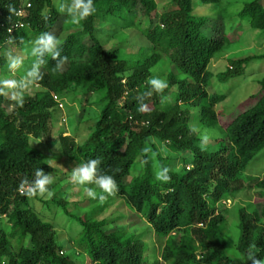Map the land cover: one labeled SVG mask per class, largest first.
<instances>
[{
    "label": "trees",
    "instance_id": "obj_1",
    "mask_svg": "<svg viewBox=\"0 0 264 264\" xmlns=\"http://www.w3.org/2000/svg\"><path fill=\"white\" fill-rule=\"evenodd\" d=\"M224 2L166 0L159 12L155 0H93L96 12L73 24L57 11L53 0H0V70L8 67L4 51L14 44L26 54L19 72L29 69L35 60L32 42L43 32L58 38L61 55L68 58L64 70L53 73L55 61L46 57L43 79L36 84L39 89L24 97L23 107L15 104V110L7 113V97L0 96V216L9 222L0 229V264H83V255L88 264H147L146 244L124 225L112 227L106 219L98 220L101 206L75 216L82 227L78 243L71 253L61 252L56 232L34 209L36 197L18 190L25 177L34 179L37 169L53 173L30 137L52 138L53 108H57L53 96L64 107L62 97L70 93L74 99L99 94L103 106L94 129L80 143L59 130L58 153L77 164L101 160L100 171L114 176L118 184L116 194L153 227L164 264H251L249 249L264 258L263 228L243 207L237 211L239 236L235 247H230L224 206L225 200L249 190L244 171L264 149V75L258 80L259 89L228 113L215 110L224 95L207 90L213 76L209 61L229 51L231 41L238 38L231 34L236 22L246 21L264 31V3L247 0L234 12ZM207 4L217 10L215 15L193 12L196 5ZM10 6L15 13L8 11ZM111 15L123 20L124 27L139 30L149 47L130 59L120 56L122 41L106 47L98 37V26ZM239 30L240 26L237 34ZM252 60L230 58V67L218 78L224 82L242 74ZM128 65L131 73L123 82ZM166 67L171 69L164 77L169 84L164 95L170 102L162 105L160 95L154 94L144 101L148 111H138L137 96L146 91L152 68ZM192 109L198 115H192ZM192 120L201 126L199 131L221 129L215 144L205 151L199 147L200 134L188 125ZM170 152L191 168L173 170L169 166L173 159L165 154ZM161 166L171 170L170 182L155 179ZM254 187L264 217V180H256Z\"/></svg>",
    "mask_w": 264,
    "mask_h": 264
},
{
    "label": "rangeland",
    "instance_id": "obj_2",
    "mask_svg": "<svg viewBox=\"0 0 264 264\" xmlns=\"http://www.w3.org/2000/svg\"><path fill=\"white\" fill-rule=\"evenodd\" d=\"M155 1L157 2V10L161 12L166 5V0ZM225 1L224 5L228 6V11L236 12L241 8L242 3L247 0ZM53 3L55 5L57 0H53ZM216 11L217 10L214 9L211 4L203 6L196 5L193 9V12L197 15L203 14L213 16L216 14ZM112 15L108 18H103L104 20L100 21V25L98 26V37L106 47H111V45L117 44L118 41H122L124 48H121L122 50L119 53L120 56L126 59L136 57V54L141 53L144 48L149 47L148 41L139 30L133 27H124L125 22ZM121 15H125V12H121ZM140 25L141 28L145 26L142 24ZM238 26L241 27L239 34H237ZM116 32H120V34L115 36L114 34ZM231 34L233 37L238 35V38L231 41L229 51H226L221 56L211 58L208 64V69L212 72L213 76L211 85L208 86L207 90L209 93L224 95V99L215 104V110L217 112L221 111L222 113H228L237 104L245 100L251 94H254L255 91L259 89L258 80L264 75V58L262 57V55H264V31L254 29L250 27L246 21H241L236 22ZM4 53L6 57L9 54H15L20 55L24 59L26 56V54L20 51L17 44L12 45L11 48L5 50ZM244 57H252L254 60L244 67L242 74L230 77L224 82L218 78L219 73L224 71L226 67H230V58L241 59ZM127 67L129 69V65ZM128 69L122 74L123 82H125L126 78L131 73V69ZM167 69H171V67H166L164 69L152 68L151 75H158L164 79ZM25 72H19V70L11 72L7 67L3 71L0 70V78L19 80ZM145 87L146 90H148V85ZM38 89L39 87L37 85L32 86L25 91L24 97ZM73 96L74 95L71 93L64 95L62 97L64 107L62 106V108H60L57 105V108H53L54 121H51V123H53L52 138L43 140L41 138L30 137L31 145L41 150L45 156L46 162L54 168L51 174L54 178V182L51 184V191L49 190L52 195L48 196V194H45L43 197L37 195L36 198H34L33 206L36 213H38L42 221L50 223L56 232L57 243L62 246L61 252L71 253L75 249L74 245L78 243L82 229L81 225L75 220V216H85L95 207H97L98 211V207L101 206L99 214L96 216L98 220L106 219V221H108L106 225L112 227H115V224L124 225L127 231L134 235L135 239H139L146 244L147 248L144 250V258L147 264H155L154 258L157 257L159 259H157L156 264H164L161 258L162 249L160 247L158 248L151 224L139 217V215H136L134 211L123 202L120 196L117 194L115 196H109L104 201H101L98 197L97 199H92L86 195L85 187H92L99 194L100 190L96 188L95 185L80 186L72 182L71 171L78 164L67 159L65 156H60L58 153L59 130L62 129L66 134L71 135L76 143H80L81 140L86 138L94 129L103 106V103L99 101V94L88 96L87 99L81 95H76V99H74ZM4 108L7 113H12L15 110V102L7 98L4 102ZM191 112L194 116L198 115L197 109H192ZM188 125L190 129L195 127L197 134L202 132L199 131L201 126H199L198 122L192 120ZM204 130H208L211 135L210 144L212 145L215 144V139L222 133L221 129L217 126L204 128ZM166 149L165 147L163 148V150ZM165 154L173 159L169 166L177 172H182L183 166L185 165L183 160L174 152ZM187 165H189L187 169H190L191 164ZM244 175L246 182H243L251 185L249 190L244 191V194H239L234 200H225L224 204L227 208L226 214L228 215L225 221V230L228 233V244L232 248L235 247L239 236L238 207H243L247 213L255 215L257 217L255 223L259 225V227H262L264 231V217L261 215L262 206L258 200L259 196L256 192V187H254L256 180H264V149L258 152L248 163ZM57 183H59V185H56ZM63 205H65L66 209H64ZM160 208L161 206L159 209ZM7 225H9L7 219L4 218V216H0V229H4ZM176 232L180 234V231H174L173 233ZM88 263L89 258L87 255H83V264Z\"/></svg>",
    "mask_w": 264,
    "mask_h": 264
},
{
    "label": "clouds",
    "instance_id": "obj_3",
    "mask_svg": "<svg viewBox=\"0 0 264 264\" xmlns=\"http://www.w3.org/2000/svg\"><path fill=\"white\" fill-rule=\"evenodd\" d=\"M55 6L59 13L69 16L73 24H80L96 12L93 0H57ZM8 11L10 13L16 12L11 6ZM45 19H47L46 15ZM31 55L35 57V60L19 80L0 79V96L10 98L19 107H23L24 105L25 91L43 79L44 73L41 69L48 63L46 57L50 56L52 60L55 61V66L52 69L53 73L62 72L68 59L66 56L61 55L60 41L50 32H43L36 37L31 45ZM6 59L8 69L11 72H15L22 68L24 63V59L20 55L9 54ZM147 85L148 90L137 96L139 102L138 111H148V105L145 104L144 101L150 99L154 94L160 95L162 105L170 102L171 98L164 95L165 90L169 87L166 79H163L158 75H153L148 78ZM53 97L57 102V105L62 108L61 102L58 101L55 96ZM192 130L196 131L195 127H193ZM199 139V147L201 151H205L211 142V135L208 130L202 131L199 135ZM143 151L148 153L150 149L145 147ZM100 165L101 160L99 158L89 159L79 163L71 171V180L80 186L95 185L96 188L100 190V193L98 194L92 187H85L86 195L92 199H97L98 197L101 201H104L109 196H115L119 191V188L114 176L100 171ZM185 166L187 169L189 165ZM170 171L171 170L168 167L161 166L155 170V179L163 183L170 182ZM53 182V176L40 168L35 171L33 180L29 181L25 177L18 190L21 195H25L29 198L36 197L37 195L43 197L45 194L51 196L52 193L49 191V185ZM247 257L251 261V264H264V258H257L251 249H249ZM155 259L159 258L157 257Z\"/></svg>",
    "mask_w": 264,
    "mask_h": 264
},
{
    "label": "built area",
    "instance_id": "obj_4",
    "mask_svg": "<svg viewBox=\"0 0 264 264\" xmlns=\"http://www.w3.org/2000/svg\"><path fill=\"white\" fill-rule=\"evenodd\" d=\"M19 13H20V10H19ZM21 25V24H20Z\"/></svg>",
    "mask_w": 264,
    "mask_h": 264
}]
</instances>
